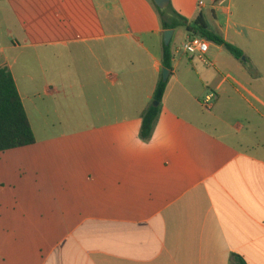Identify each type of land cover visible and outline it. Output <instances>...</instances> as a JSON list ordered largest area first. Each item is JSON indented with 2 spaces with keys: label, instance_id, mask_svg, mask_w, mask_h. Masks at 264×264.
I'll list each match as a JSON object with an SVG mask.
<instances>
[{
  "label": "crops",
  "instance_id": "crops-1",
  "mask_svg": "<svg viewBox=\"0 0 264 264\" xmlns=\"http://www.w3.org/2000/svg\"><path fill=\"white\" fill-rule=\"evenodd\" d=\"M171 4L244 59L214 44L191 58L178 52L191 37L173 30L144 141L164 69L149 0H0V69L36 137L0 153V264H264V0ZM210 92L211 111L246 124L207 118Z\"/></svg>",
  "mask_w": 264,
  "mask_h": 264
},
{
  "label": "trees",
  "instance_id": "trees-1",
  "mask_svg": "<svg viewBox=\"0 0 264 264\" xmlns=\"http://www.w3.org/2000/svg\"><path fill=\"white\" fill-rule=\"evenodd\" d=\"M154 6L160 13L165 31L179 28L185 29L191 38L201 37L211 44L223 47L236 60L243 61V51L211 30L202 14L195 20L189 21L187 18L178 14L172 4L165 10L159 9L155 4ZM172 59V44L166 47L163 43L162 65L164 69L172 71ZM167 87L168 81L164 82L162 75L154 94V103H159V106L155 107L151 105L142 116L141 138L144 141L152 137L156 121L161 112L160 105L166 94ZM35 143L36 137L12 73L8 68H2L0 69V153L32 146ZM235 258L238 264H245L239 257Z\"/></svg>",
  "mask_w": 264,
  "mask_h": 264
},
{
  "label": "rangeland",
  "instance_id": "rangeland-1",
  "mask_svg": "<svg viewBox=\"0 0 264 264\" xmlns=\"http://www.w3.org/2000/svg\"><path fill=\"white\" fill-rule=\"evenodd\" d=\"M150 1V3L154 6V4H153V2H152V0H149ZM132 3H135L134 1L132 2ZM137 6L139 7V9H140V12H143V7H141L140 5H139V3H137ZM154 9H155V11L158 13V16H159V18H158V16L156 15V21H153V24H152V28H149V30L152 32H155V30L156 29H158L159 28V26H160V23H161V16H160V13L157 11V9H156V7L154 6ZM141 29H133V35L135 36V38L136 39H138L139 40V42H140V44H143V45H145V47L146 46H149V37H147V36H145L141 31H140ZM125 32V31H124ZM149 36V35H148ZM159 41L161 42H163L164 41V34L161 36V37H159ZM246 49L247 50H249L250 51V54H253V51H254V48L253 47H246ZM142 52L143 51H141V54H142ZM252 60H254L253 58H252ZM256 60H259V59H256ZM143 61H144V66H149V61H148V59H147V56H145V58L143 59ZM207 95V94H206ZM206 95L204 96V98H203V101L205 100V98H206ZM223 107V106H222ZM205 111V110H204ZM226 110H224V107L223 108H221V107H216L213 111H211V112H208V113H206V112H204V115L208 118V117H210V115H212V114H215V115H217V116H221V118L222 119H226V120H224L225 122H229L230 124H237V125H245L246 123H245V121H244V119L241 117V115L240 114H238V113H234L235 114V116L236 117H227V115L228 114H230L229 112H228V114L225 112ZM223 116V117H222Z\"/></svg>",
  "mask_w": 264,
  "mask_h": 264
},
{
  "label": "built area",
  "instance_id": "built-area-1",
  "mask_svg": "<svg viewBox=\"0 0 264 264\" xmlns=\"http://www.w3.org/2000/svg\"><path fill=\"white\" fill-rule=\"evenodd\" d=\"M211 43L201 37L189 38L185 43L181 45L178 52H182L191 58H198L199 60H205L206 55L210 51ZM218 96L214 92H210L205 100L202 102V107L205 111H211Z\"/></svg>",
  "mask_w": 264,
  "mask_h": 264
},
{
  "label": "water",
  "instance_id": "water-1",
  "mask_svg": "<svg viewBox=\"0 0 264 264\" xmlns=\"http://www.w3.org/2000/svg\"><path fill=\"white\" fill-rule=\"evenodd\" d=\"M152 1L161 10L167 9L171 4V0H152ZM173 35H174L173 30H168V31L164 32V44L166 47L170 46ZM162 74H163V81L167 82L168 78H169L170 71L167 69H163ZM154 106L158 107L159 103H154Z\"/></svg>",
  "mask_w": 264,
  "mask_h": 264
}]
</instances>
